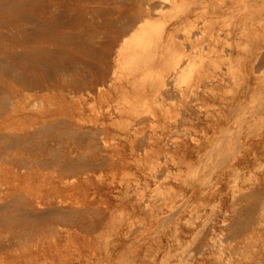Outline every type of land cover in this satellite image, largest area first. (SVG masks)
I'll list each match as a JSON object with an SVG mask.
<instances>
[{"label":"rangeland","instance_id":"obj_1","mask_svg":"<svg viewBox=\"0 0 264 264\" xmlns=\"http://www.w3.org/2000/svg\"><path fill=\"white\" fill-rule=\"evenodd\" d=\"M11 1L14 5L10 4ZM106 1L108 0H86L85 7H76L73 11H69L70 8L67 7L69 0H0V49H8L13 53L11 56L1 58L5 63L0 60V105L3 101V106H0V122L5 119L7 123L6 126L0 125V206L4 205L0 208V264H264V107H262L264 102H261L264 101V92L260 91L263 94L258 92V88L264 86V83L258 84L260 77L264 80V75L261 74H264V70L261 69L264 66H261V70L257 68L261 65L259 58L262 55L258 54L259 49L255 47L264 45V15L257 17L262 23L257 22L254 27L249 25L250 21L247 25L244 24L248 30L243 34L239 31L241 36L238 32L231 36L220 34L219 40L222 43V49L224 48L220 52H225V55L221 53V56L225 57L220 60L221 58L214 54L216 51L209 53L210 49L208 47L205 49V45L212 43V39L209 41L207 38L208 34L203 36L200 31L204 39H200L201 36L198 34L199 38L197 35L201 28L199 19L203 16L197 14L204 11V7L207 6H202L206 5L205 3L201 5L197 3L195 6L198 9H195V14L197 13L196 16L199 18H195L194 22L199 26L196 24L194 27L190 26V35L194 45L197 39H200V43H197L198 48L202 44L205 45L201 50L194 48L195 54L192 55H201L208 51V56H210L208 58L213 57L220 60V67L213 65L208 67L210 76L226 77L227 73L232 70L234 73L228 75H236L239 80L234 84L231 81L234 87L228 80L229 84L223 82L215 93L213 92L214 96L212 92L207 91L210 87L203 86L198 88L200 93L197 88L192 91L195 94L192 98L190 97L191 91L185 92L184 97L181 98L177 94L178 102L176 99V101L170 99L175 94H170V98L168 96L165 98L164 95L159 96L161 106L158 107L157 103L155 105V102L159 101L158 97L154 98L156 99L154 104L149 103L150 116L146 112L148 118L135 126L131 114L119 117L106 115L102 106L103 102L97 96L95 87L89 91V96L86 94L88 91L71 92V95L69 92L67 94V91L59 93L58 90L49 89L39 92L25 90L26 95L22 96L16 112L18 118L15 120V117L8 115L7 110L10 105L6 96L9 92L3 87V83L10 80L7 77L9 75L7 70L13 68L22 73L26 70L22 65L30 62L32 56L30 48L15 46L13 41L10 42L18 28L31 26L29 20L43 5L45 7L48 5L47 10L50 12L60 7L66 12L64 15L68 12L78 19L91 15L86 12L88 7H105L104 2ZM245 2L244 4L249 3V1ZM250 2L253 6V13L260 12L262 5L264 7V0H250ZM257 6L259 9L257 8L256 11L253 8ZM208 9L206 8L207 11ZM163 10V13H167L166 17L171 12L168 11L169 9ZM206 10L200 14L208 15ZM74 12L77 14L74 15ZM61 16L65 17L62 14ZM47 21L49 22V19H46ZM80 23L81 21H78L71 30L85 36L90 26ZM233 23L239 24L238 27L242 26L240 20H235ZM195 26L196 36L193 32L191 33ZM250 34H253V37ZM73 38L77 37L73 36ZM232 38L236 40L235 43ZM202 40L207 43H203ZM238 41L240 45L236 44ZM244 41L250 46L249 44L244 45ZM227 42L230 44L228 45ZM232 45L235 47L234 53L230 49ZM117 47L118 43L113 50ZM215 49H217L216 46ZM252 50L254 51L251 52ZM76 52L75 45H67V47L55 50L52 53L53 59L58 63L60 72L54 67H49L50 71L60 73L66 78H76L79 72L80 75L83 74L81 69H83L84 58L78 55L74 57ZM35 55L45 62L46 58L41 54L35 53L34 57ZM251 55L253 59L254 56L256 57L254 59L256 62L253 60L255 64L259 61L256 64L257 67L255 64L252 65V71L256 74L255 78L253 72H250L252 67H246L245 62L248 58L252 59ZM195 56H192L193 59L191 58L192 61L189 62L196 65V60L199 61L198 59L203 55L196 56L198 59H194ZM226 58L228 60H225ZM192 63H189L191 67L194 66ZM74 64L77 66L76 70L72 68ZM69 65L72 66L69 67ZM111 65L113 63L108 67V72L111 71ZM67 66L68 68H64ZM227 67L230 69L229 72L226 71ZM217 69H222L225 73ZM215 73L216 75L213 76ZM5 79L6 81L2 82ZM246 79H251L252 86L255 88L259 87L254 90L251 86L249 90L252 88L253 91L247 90V92ZM255 79L258 80L255 81ZM181 83L182 86L186 84V82ZM229 87H232L234 91L238 89L236 92L232 91L231 95ZM244 89L245 93L241 94ZM205 92H208V95L203 99ZM243 95L244 97L249 96L250 102L248 97L242 98ZM192 100L196 101L192 102ZM236 102H239V105L242 104L245 110L242 107L240 110ZM165 103L167 108L163 106ZM225 103L229 107L236 105L237 109L236 107L235 109L245 111L244 113L248 111L247 107L251 104L249 110H252L250 114L253 116L251 117L248 111L246 115L243 114L244 117L240 115L239 119L242 118L243 121L238 120L239 122L235 123L233 118L238 111L233 107L228 110L226 107L228 105ZM23 107L27 109L23 110ZM223 111L226 117L220 116H225ZM240 111L234 119L237 120L239 113L242 114ZM159 112H162V115ZM55 120L58 125H54ZM12 122H14L13 125H11ZM208 123H210L209 129ZM125 126H130L129 130H126ZM89 127L99 129L106 127V136L111 143L108 146L102 145L99 139L100 133L90 139L89 134H86ZM168 128L173 129L172 132L168 131ZM219 129L221 131H218ZM134 132L136 136L141 135L140 137H143L147 143L138 150L130 149L123 141L127 135ZM111 133L112 136H110ZM102 136L105 134L102 133ZM13 137L14 140H12ZM229 149L232 150V154ZM223 150L227 151L225 155ZM70 158L72 161L67 166L65 161L69 162ZM103 159L104 163L100 164ZM94 162H98V166L93 165ZM63 168H66L64 169L65 176L62 178L67 182L65 186L56 182ZM156 172L158 174L155 175ZM186 179H188V184ZM46 186L48 188L43 189ZM15 187L19 190H14ZM15 195L18 200H10L16 198L12 197ZM22 206H25L24 209ZM52 206L59 207L55 210V215ZM44 210L48 215L51 214L50 217ZM63 210L67 211L66 214ZM65 219L68 222L64 221ZM59 254L64 256L65 261H59L56 258Z\"/></svg>","mask_w":264,"mask_h":264},{"label":"bare ground","instance_id":"obj_2","mask_svg":"<svg viewBox=\"0 0 264 264\" xmlns=\"http://www.w3.org/2000/svg\"><path fill=\"white\" fill-rule=\"evenodd\" d=\"M85 1L86 0H69L67 7L70 8L69 11H71V10L73 11V9L76 7L77 8H83L86 5ZM245 1L246 2L249 1V3H246ZM244 2L246 4H244ZM104 3H105L104 4L105 7H103V6L96 7V8H89L88 7L87 8L88 11L86 10V12H88L91 15L87 18L80 17L78 19L74 18V16L72 17L71 13L68 14V12H67V15H64V13H66V12L60 7H58L55 10H52L50 12L47 10L48 5L46 7L43 5L37 9L38 11L34 12L35 16L34 17L32 16L33 18L29 20L30 23L32 24L31 26H25V27L18 28L17 33L15 34L14 38L10 40V42L13 41L15 46L19 45L20 47L30 48L32 51L31 52L32 56H31V60H29L30 62H28L26 65L25 64L22 65V66H25L24 68H26V70L22 71V73H20L19 71L15 70V69L13 70V68H11V67H9V68H11V70H7V74H9V75H7V77L10 80L9 81L7 80L8 81L7 83H3V85H4L3 87L7 88L8 92H9L6 96V100L10 105L9 110H7L8 115L10 117H15V120H16V118H18L16 112L18 110V105H19L20 101L22 100V96L26 95L25 90L33 91V92H39V91H43L45 89H49V90H58L59 93H63V91H67V94H68V92L73 93V92H80V91H86V92L88 91L86 94L89 96V94H90L89 91H92V89H93L92 87H95L96 91H97V96L103 102L102 106H103V109L105 110L104 112L106 115L119 117V116L124 115V114H126V115L131 114L133 116V121L135 122V126L139 125V124L143 123L145 119L148 118L147 117V114L149 113L148 111L151 110L149 103L153 102V104H154V101L156 100L154 98L158 97L159 102L156 101L155 105L157 103L158 107H159V106H161V104H159L160 103L159 96L164 95L166 98L167 96L169 97L170 94L171 95L175 94L176 96L175 95H174L175 97L173 96L174 99L172 97L171 98L169 97V98L173 101H176L177 100L176 97L178 96L177 94H179L180 98H181V97H184L183 95L185 92H189V91H191L190 97L192 98V95L194 94V92L192 93V91L196 90V88H197V91L199 92L200 90H198V88H200L201 86L207 87V88L210 87V90H207V91L209 93L212 92V94H213V92L215 93V90L217 88H219L223 82H227V80L231 84H232V82H233V84L236 83V81L238 80L236 75H234V76L228 75L229 73H232V74L234 73V72H232V70H231V72H229L230 69H228V67L231 64L226 69V71L229 72V73L226 72L227 73L226 77L224 76L222 78L221 77L214 78V77L210 76V74H209L210 72L208 70V67H210V65H213L214 67H220L219 66L220 60H222V57H225V56H221L222 54L225 55V52H223V51L220 52L224 48L222 49V43L219 40V36L221 37L220 34H223V33L225 35H230V36L235 35L237 32L239 33V35H240V32H241V34H243V32H246L248 30V28L246 27V25L248 23L251 22L249 25L254 27V25L257 24V22H261V21H259L260 19H258L259 18L258 16L264 15V14H262V13H264L263 5L261 6V8L259 10L260 12H258V13L256 12L257 14L255 12H254L255 14L252 12L253 6H252L250 0H108ZM197 3L198 4L200 3L199 5H201V3H205L206 5H204V4L202 5L203 7L207 6V7H204L205 10H206V8L207 9L209 8L208 9L209 11L206 10V12L209 13L208 15H206V13L200 14L202 12H205V10L202 12H199L198 14L196 13L199 16L203 15L200 17L201 19H199V24L201 25V28L198 31L199 33H197L195 31V30H197L196 26H199V25H197L194 22V21H196L195 18H199L195 14V12H196L195 9L198 10L197 8H195ZM10 4L14 5L12 1ZM2 5L3 4L1 3V6ZM4 6H5V4H4ZM68 8H64V9H68ZM257 8H258V6L256 8H253V9H256V11H257ZM10 9H11V7H10ZM33 9L34 8H32V10ZM42 9L44 11H42ZM163 9H165V10H163ZM166 9H169L168 11H171L170 13H168L167 17L165 16L167 13L165 14L162 12V10L166 11ZM16 14H17V11H16ZM39 14L41 15V19H40ZM61 14L65 17H62ZM75 14H77V13L74 12V15ZM155 14H157V15H155ZM163 14H164L165 18L163 17ZM19 18H22V17H19ZM46 19L47 20L49 19V22L48 21L46 22ZM235 20H240V24H242V26L244 24H246L243 26L245 28H243L242 26L238 27L239 24H236L237 22L234 24L233 22ZM78 21H81V23H80L81 25L85 24V25L90 26V30L85 34V36H81L80 34H76V33L72 32V30H71L72 27L74 25H76V23H78ZM241 22H243V23H241ZM192 24H193V26H192ZM194 24H196V26H195V28H193V31H191V33L193 32V34H195L194 36H196V33H197V35L198 34L200 35V31H201L203 36H204V34L207 33L209 36V37L207 36V38H209V41H210V39H212V43H209L208 46L204 44L205 49H206V47H208L211 50V52H210V50H208L209 53H212L213 50L216 51V53H214V52L213 53L218 58H221L220 60L217 58H213V57L211 59L208 58V57H210V56H208L209 55L208 51H207V53L205 52L203 54L200 52L201 55L198 54L199 52L197 51L198 55H196V56L201 57L203 55V57H201L199 59L196 58L195 55H192V54H195V52H193L194 48L196 50L197 49L201 50L204 48V45L202 43H201L202 45H200L199 48L197 47V45H199L197 43L198 42L200 43V39L203 38L201 35H200L201 38L198 35L200 39L199 38L197 39V42L195 43L196 45H194V42L191 38L190 26L194 27ZM242 28L244 29V31H242L243 30ZM256 32H258V31H256ZM250 35L253 37V34H250ZM5 36H7V35H5ZM73 36H76L77 38H73ZM210 36H211V38H210ZM243 37L246 38L245 36H243ZM233 38L235 39L234 36H233ZM233 38H232V41H234V43H235L236 40H234ZM249 39H252V38L249 37ZM202 42L207 43V42H204L203 40H202ZM257 42H259V41H257ZM117 43H118V47L113 50V47ZM227 43H228V45L230 44L229 42H227ZM238 43H239V41L236 44H238ZM243 43H245L244 45H247L249 43L251 44V41L249 40V43L244 41ZM250 44H249V46H250ZM67 45H75V47L77 48V52L74 55V57H76L78 55L79 57L84 58L83 59L84 60L83 61V69H81V72L83 74L80 75V72L78 69L77 71L79 72L78 73L79 76H76V78H72V77L66 78L65 76L60 75V73L51 72L49 69V67H54V69L58 70V68H59L58 63L53 59L52 53H54L55 50L61 49L63 47H67ZM233 45L239 47L240 43H239V45H235V44H233ZM233 45L230 49L234 53L235 47ZM215 46L217 47V49H215ZM263 46L264 45H256L255 46L256 48L259 49L258 54L260 53L262 55L259 58L261 60V62H260L261 65L259 64L260 67L258 65H256L259 61L255 64L256 61L254 59H256V57L254 56V59H253L252 55L250 56V57H252V59L248 58L245 60L246 67L247 66L252 67V65L255 64L256 65L255 67L258 66L257 68L260 69L261 66L262 67L264 66V65H262V64H264V47ZM1 49H0V60H2L1 58L4 56H7V55L11 56V54H13V53L9 52L8 49L7 50L6 49L1 50ZM254 50H252L251 52H253ZM249 51H248V54H249ZM35 53L41 54L43 57L46 58L47 61L45 60V62H44L43 59L38 58L37 55H35V57H34ZM204 54L207 57L204 56ZM250 54H252V53H250ZM111 55H112V57H111ZM192 56L193 57L195 56L194 59L199 60V61L196 60V65H195V63L193 64L192 62H189V61H192V60H190L191 58L193 59ZM235 56L233 58H235ZM225 60H228V59L226 58ZM225 60L223 62H225ZM229 61H230V59H229ZM2 62L5 63V61H3V60H2ZM193 62H195V61H193ZM112 63H113V65H111V67H112L111 71L109 70V72H108V67ZM189 63H192L194 66L191 67V65ZM224 64H222V65H224ZM72 65H69V67ZM187 65H188V68H186ZM189 65H190V67H189ZM224 67H225V65H224ZM3 68H5V66H3ZM64 68H68V66L64 67ZM72 68H73V70H76L77 66L74 64V66H72ZM222 69H220V70L217 69V70L222 71ZM261 69L264 70V68H261ZM213 70H214V68H213ZM252 70H253V67H252L250 72H253ZM223 71H222V73H223ZM233 71H235V70H233ZM236 71H238V70H236ZM245 71H243V72H245ZM248 71H249V68H248ZM216 73H218V72H216ZM216 73L213 74V76H215ZM237 73H239V72H237ZM235 74H236V72H235ZM253 74H254V72H253ZM261 74L264 75L263 73H261ZM254 75H255L254 76V78H255L256 74H254ZM246 76L248 77V75H246ZM257 80L258 79H255V81H257ZM5 81H6V79L2 82H5ZM259 81H264V80H261V77H260ZM259 81H258V84L264 83V82L259 83ZM181 82H184V83L186 82V84H184L186 86V88L184 85L183 86L180 85ZM252 83H253V81L251 79H249V80L246 79V81H245V87L247 88L246 91L252 90V88H251V90H249V88L252 86ZM237 84H235V86H237ZM253 85H256V84H253ZM233 87H234V85H233ZM252 87L255 90L259 86L256 88H255V86H252ZM261 87H263L262 90H260ZM261 87L258 88L259 89L258 92H260V91L264 92V86H261ZM242 88H243V86H242ZM232 89H233L232 87L229 89L231 91V95H232V91H234V89L233 90ZM237 89L238 88H236V91H237ZM204 90H205V88H204ZM224 90H226L225 87H224ZM229 90L226 91V94H227V92L229 94ZM236 91H234V92H236ZM239 91H240V89H239ZM208 92H205L203 94V96H202L203 99L207 97ZM234 92H233V94H235ZM263 92H260V93L263 94ZM72 93H71V95H72ZM199 93L197 95H199ZM222 93H223V91H222ZM242 93L243 94L245 93V89H244V92L243 91L241 92V94ZM226 94L224 91V95H226ZM253 94H254V92H253ZM28 95H29V93H28ZM188 95H187V97L189 98ZM2 96L4 97L3 94H2ZM193 96H195V94ZM213 96H214V94H213ZM187 97H186V99H187ZM230 97H232V96H230ZM246 97H248V101H249L250 97L249 96H246ZM246 97H244V95L242 96V98H244V99ZM234 98H236V97H234ZM260 98H262V97L260 96ZM2 99H5V98H2ZM178 99H179V97H178ZM197 99H199V98H197ZM221 99H222V97H221ZM241 99H240V101H241ZM195 101L192 100V102H195ZM198 101L199 100H197V102ZM243 101L245 102V100H243ZM177 102H178V100H177ZM180 102L181 101H179V103ZM244 102H243V104H244ZM261 102L263 103L264 101H261ZM1 103H2L1 105L3 106V101ZM236 103L238 104L240 110H241V107L243 110H245V108H243L242 104L239 105V102H236ZM75 104H78V103H75ZM180 104H182V102ZM225 104L228 105L227 103H225ZM252 105H253V101H252ZM252 105L249 104L250 107H247L248 111H249V112L248 111L247 112L249 114H250V111H252L251 109L249 110V108H251ZM24 106H25V104H24ZM49 106L50 105H48V107ZM163 106L166 107L167 104L165 103V105H163ZM261 106L262 105H260V107ZM226 107L228 109V108L233 107V106L229 107V105H228ZM235 107L237 109L236 105L233 108L235 109ZM262 107H264V106H262ZM233 108H232V110H234ZM26 109L27 108L24 109V107H23V110H26ZM189 109L191 110L190 107H189ZM166 110H165V112H166ZM180 110L184 111L182 109H180ZM199 110H201V109H199ZM221 110H222V108H221ZM228 110L226 112H228ZM236 111H238V110H236ZM146 112H148V113H146ZM238 112H236V115L234 114L235 117H237ZM240 112H242V111H240ZM244 112H242V114L239 113L237 120L234 119L235 117L233 116L234 117L233 122H234V120H235V123L239 122L238 120H240L239 119L240 115H243V114L246 115L247 114V112L246 113H244ZM150 114L151 113H149V116H150ZM160 114L162 115V112ZM184 114H183V116H185ZM197 114H198V112H197ZM153 115L151 117H153ZM223 115H225V112L223 113ZM245 115H243V117ZM163 116H165V114ZM220 116L226 117V115L225 116L220 115ZM250 116L252 117L253 115L250 114ZM250 116H249V119H250ZM195 117H196V115H195ZM231 117H232V115H231ZM154 118L155 117H153V119ZM204 118H207V117H204ZM115 119L117 120V118H115ZM153 119L151 121L153 122V125H154L155 123H154ZM111 120H110V122H111ZM183 120H184V118H183ZM224 120H225V118H224ZM241 120H242V118H241ZM5 121L6 120L4 119L3 122H0V125L6 126L7 123H5ZM113 121H114V119H113ZM125 121H126V119H125ZM14 122H16V121H14ZM14 122H12L11 125H13ZM55 122H57V121L55 120L53 122L54 125L56 124ZM134 122H132V124ZM152 122L150 124H152ZM59 123H61V122H59ZM122 123H123V121H122ZM132 124H131V126H132ZM209 124L210 123L207 124L208 129L210 128ZM56 125H58V124H56ZM109 125L111 126V124H109ZM256 125H257V123H256ZM252 126L254 127V125H252ZM47 127H48V125H47ZM116 127H119V126H116ZM128 127H130V126H127L125 129L129 130ZM43 128H45V127H43ZM105 128L99 129L98 127H93V128L89 127V130H87L88 133H86V134H89V138L91 139L93 137L94 138L96 137V136H94L95 134L100 133L101 137L99 136L100 137L99 139H101L102 145L108 146L111 142H110L109 138L106 136L107 129H105ZM124 128H122V129L124 130ZM132 128H133V126H132ZM45 129H50V128H45ZM51 129H53V127ZM9 130H10V128H9ZM37 130L39 132V129H37ZM169 130H171V129L168 128V131ZM172 130H171V132H172ZM229 130L230 131L232 130L231 127ZM218 131H221V130L219 129ZM4 132L6 133V131H4ZM57 132H59V131H57ZM154 132H155V130H154ZM76 133H77V131H76ZM102 133H103V135L105 134V136H102ZM123 133H124V131H123ZM246 133H248V132H246ZM113 134H114V132H113ZM113 134L111 133L110 136H112ZM135 134H136L135 132L132 133L131 135L129 134L126 136V139L123 140L128 144V147L132 150H138L140 148H143V145L147 144L146 140L143 137H140L141 135L140 136L138 135L139 136L138 137ZM143 134H144V132H143ZM83 135H85V134H83ZM144 135H147V134H144ZM144 135H142V136H144ZM153 135H154V133H153ZM192 135L193 134H191V136ZM14 136L17 137L15 134H14ZM31 137H32V135L30 136V138ZM71 138H72V136H71ZM12 140H14V137L12 138ZM26 140H28V139H26ZM123 141H122V143H123ZM12 142L13 141H11V143ZM86 143H87V141H86ZM9 144H10V142H9ZM7 145H8V143H7ZM199 145H200V143H199ZM56 146L57 145H55V147ZM57 147H59V146H57ZM234 147L235 146H233V148ZM228 148H231V147H228ZM227 151H228V149H227ZM227 151H224L223 154L225 155V153ZM231 151L232 150H230V154H232ZM234 152L235 151H233V153ZM228 154H229V152H228ZM228 154L226 156H228ZM231 157H232V155H231ZM4 160H6V159H4ZM1 161H2V159H1ZM71 161H72L71 158L69 159V162L65 161L66 165L68 166V164ZM173 161H175V159ZM101 163H104V159L102 160V162H100V164ZM97 164H98V162H96V163L94 162L93 165L96 166ZM110 164H112V162ZM64 167H66L65 163H64ZM78 167H79V165H78ZM155 167L157 168V166H155ZM64 169H66V168H63L62 172L61 171L59 172L61 174H59L58 175L59 178L56 179V182L60 183L62 186L67 185L66 180L62 179L65 176V172H66V171H64ZM154 174L156 175L158 173L156 172ZM169 177H170V175H169ZM185 177L188 178L187 176H185ZM195 177H193V179ZM25 178H26V176H25ZM1 179H3V178H1ZM163 179H164V177H163ZM188 179H186L187 184H188ZM71 180H72V178H71ZM71 180H69V182H71ZM127 180H129V179L127 178ZM69 185H70V183H69ZM1 187H2V185H1ZM45 188H48V187L46 186L43 189H45ZM15 189L19 190L18 187H15L14 190ZM160 191H161V189H160ZM152 193H153V191H152ZM160 194H161V192H160ZM12 197H16V195L12 196ZM5 199L7 200V197ZM12 199H16V201L18 200L17 197L11 198L10 200H12ZM158 199H156V200L158 201ZM57 200H58V198H57ZM2 201H4V200L2 199ZM3 203H5V202H3ZM2 206L4 207L3 204H2ZM2 206H0V208ZM23 207H25V206H22V209H24ZM58 208L59 207H57V206H52V210L54 211V215H55V210H58ZM22 212L24 213L25 211H22ZM44 212L48 215L46 210H44ZM63 212H64V210H63ZM65 212H67V211H65ZM27 214H29V213H27ZM50 215H48V216L50 217ZM29 216L30 215H28V217ZM58 218H59V216H58ZM59 219H61V218H59ZM36 221H37V219H36ZM64 221L68 222V220H66V219ZM155 231H156V233L158 232L157 229H155ZM193 236H194V234H193ZM161 237H162V235H161ZM15 241H16V239H15ZM8 250H9V248H8ZM56 258L59 261L60 260L65 261L64 256H62L61 254H59Z\"/></svg>","mask_w":264,"mask_h":264}]
</instances>
